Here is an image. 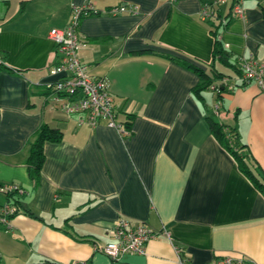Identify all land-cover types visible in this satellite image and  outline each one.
Segmentation results:
<instances>
[{
  "label": "crops",
  "instance_id": "crops-1",
  "mask_svg": "<svg viewBox=\"0 0 264 264\" xmlns=\"http://www.w3.org/2000/svg\"><path fill=\"white\" fill-rule=\"evenodd\" d=\"M211 1L0 0V61L12 68L0 69V183L23 190L14 195L19 211L0 223L2 264H209L223 256L264 264V195L208 124L212 117L235 126L264 173V91L249 82L217 100L208 90L203 103L191 92L197 75L164 56L210 62L202 7ZM88 2L101 14L80 18L77 57L108 83L117 119L133 116L126 138L103 120L79 123L85 115H68L69 101L46 88L60 60L50 31ZM242 4L222 41L240 64L264 61V0ZM120 6L127 10L107 12ZM42 124L62 138L44 143L34 185L29 145ZM120 216L166 228L172 242L158 235L143 254L111 259L94 244L112 240Z\"/></svg>",
  "mask_w": 264,
  "mask_h": 264
},
{
  "label": "built area",
  "instance_id": "built-area-1",
  "mask_svg": "<svg viewBox=\"0 0 264 264\" xmlns=\"http://www.w3.org/2000/svg\"><path fill=\"white\" fill-rule=\"evenodd\" d=\"M224 3L225 0H218ZM135 6L128 9L134 11ZM126 6L112 7L107 10L114 14L124 12ZM96 11L91 2L83 6L74 7L69 24L64 29H52L49 37L56 44L57 52L60 54L59 62L50 70L58 78L47 86L52 88L56 95V100L65 98L69 102L63 104V109L68 115L83 113L85 116L79 123H87L95 126L101 120L108 127L117 131L121 138H126L131 134V129L117 119V111L114 106V99L111 95L108 83L104 78H93L86 65L82 64L77 51L82 47L83 41L78 35L79 20L83 13ZM203 12V11H202ZM233 12L238 17L243 12L242 0H239L233 7ZM243 79L254 82L257 87L264 91V61L252 59L241 61ZM234 84H229L228 89L233 90ZM211 89L215 88L212 86ZM214 113L219 114L218 104L214 107ZM23 190L15 184H4L0 187L2 192ZM17 212V208L8 202L0 205V223L8 226L10 217ZM112 240L107 243H95L94 249L102 251L111 259H117L126 253H144L145 243L158 235L165 237L172 242V235L169 230L163 228L160 231L154 230L144 223L131 224V222L120 216L110 230ZM240 259L231 256H223L214 259L209 264H239ZM70 264H83L81 261H73Z\"/></svg>",
  "mask_w": 264,
  "mask_h": 264
},
{
  "label": "trees",
  "instance_id": "trees-1",
  "mask_svg": "<svg viewBox=\"0 0 264 264\" xmlns=\"http://www.w3.org/2000/svg\"><path fill=\"white\" fill-rule=\"evenodd\" d=\"M239 0H230L227 10L222 7L223 3L213 0L210 3L203 4L202 15L204 23L208 28V32L213 39L211 60L209 63L197 61L205 67L202 68L198 64L192 63L187 59L180 57L164 55L184 68L194 72L198 77V82L192 88V94L201 102L205 103L204 92L211 90L214 92L217 100L222 99L223 93L228 90L229 84L236 87H242L247 84L243 79V71L238 59L232 55L222 41V32L227 29L230 22L236 17L233 7ZM100 11H88L81 15L82 17L90 15H99ZM0 69H12L0 61ZM214 89H211V87ZM47 90H52L46 87ZM218 104V103H217ZM219 107V106H218ZM133 116L127 114L122 121L124 125L130 128ZM208 124L213 136L225 148L236 162L237 169L252 183V185L264 195V173L256 159L252 156L248 145L239 141V136L235 126L229 127L220 124L215 118L208 117ZM62 138V133L57 128H52L47 124H42L35 132L33 140L30 143V155L27 161L28 174L34 185L38 184L40 178V170L44 161L43 146L46 141L58 142ZM4 184L0 183V187ZM5 196V202L17 208L19 211L20 202L14 195L17 190L11 192H2ZM2 203V204H3ZM1 205V204H0ZM16 212V213H17ZM15 213V214H16ZM14 215V214H13ZM12 215V216H13ZM0 264L1 259H0ZM31 264H56L49 260Z\"/></svg>",
  "mask_w": 264,
  "mask_h": 264
},
{
  "label": "rangeland",
  "instance_id": "rangeland-1",
  "mask_svg": "<svg viewBox=\"0 0 264 264\" xmlns=\"http://www.w3.org/2000/svg\"><path fill=\"white\" fill-rule=\"evenodd\" d=\"M5 200V196L2 194V193H0V204H1V202H3Z\"/></svg>",
  "mask_w": 264,
  "mask_h": 264
}]
</instances>
